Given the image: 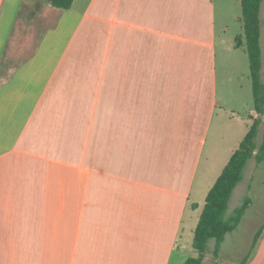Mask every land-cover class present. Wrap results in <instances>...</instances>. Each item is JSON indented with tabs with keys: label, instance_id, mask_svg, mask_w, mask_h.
Returning <instances> with one entry per match:
<instances>
[{
	"label": "crops",
	"instance_id": "obj_1",
	"mask_svg": "<svg viewBox=\"0 0 264 264\" xmlns=\"http://www.w3.org/2000/svg\"><path fill=\"white\" fill-rule=\"evenodd\" d=\"M6 3L0 264H171L188 245H181L188 211L201 216L202 196L246 136L209 146L225 107L218 71L225 6L74 0L59 10L24 0L17 9L12 0L4 11ZM208 159L212 167L201 170ZM246 169L232 197L249 190ZM256 233L239 257H224L220 245L209 264H239ZM255 247L246 264H264V233ZM187 259L181 254L178 264Z\"/></svg>",
	"mask_w": 264,
	"mask_h": 264
},
{
	"label": "rangeland",
	"instance_id": "obj_2",
	"mask_svg": "<svg viewBox=\"0 0 264 264\" xmlns=\"http://www.w3.org/2000/svg\"><path fill=\"white\" fill-rule=\"evenodd\" d=\"M23 1L24 0H16L17 9L21 7ZM215 1L219 9L222 6H225L224 10L228 13L222 14L224 11H220V16L221 18L222 16L224 17L225 26L229 28L226 32H224L221 24L219 28V92L221 93L225 107L224 109H219L213 122L211 135L209 137V146L214 143V140L215 144L224 145L226 138H241L243 134L247 135L249 127L253 125L256 120L253 118L255 114L254 99L250 76L249 57L244 33L242 7L237 5V0ZM10 2H12V0H7L4 11L7 9ZM3 16L4 15H2V18ZM236 40H240L239 46H237ZM261 44L263 54L261 81L264 85V0L261 8ZM258 118L259 117H257V119ZM263 134L264 128L262 126L256 138L257 146L262 144ZM210 162L212 161L209 159L208 161H203L201 170L202 168L203 170L207 169L208 165L212 167ZM254 162L255 164L250 163L246 169V176L249 174L252 175V180L249 183V190L242 194V189L240 187L238 191H236L229 203L226 218H231L234 215L235 210L243 205L246 198L253 200V205L248 207L236 231L227 235L224 243L221 244L222 255L224 257L231 256L232 258H237L239 257L240 252L247 251L246 241L253 239L256 231L261 226H264V161L262 163H258L255 160ZM246 180L248 179H245V182ZM206 198L205 196L204 198L202 196V201H200L201 212L204 209L203 203L206 202ZM197 201L199 202V198ZM199 218V211H188L184 222V229L181 234V245H188L185 246L186 248L182 250L180 254L174 255V259L171 264H178L181 254L188 259L199 256V252L195 250L194 247H190L194 240V231L199 223ZM215 246V241H209L208 250L205 253V264H209L208 260H210V257L213 254L212 251L215 250ZM255 249L256 247L252 246V249H250L251 253H248L245 258L253 255L254 251H256ZM250 250L248 249L249 252Z\"/></svg>",
	"mask_w": 264,
	"mask_h": 264
},
{
	"label": "trees",
	"instance_id": "obj_3",
	"mask_svg": "<svg viewBox=\"0 0 264 264\" xmlns=\"http://www.w3.org/2000/svg\"><path fill=\"white\" fill-rule=\"evenodd\" d=\"M74 0H47V5L59 10H69ZM263 0H242L244 33L249 57L250 75L254 98V108L260 118L249 127L239 149L232 155L221 176L207 195L204 209L195 229L193 247L199 252L198 257H191L185 264H203L209 241L216 243L214 253L217 255L220 245L226 236L237 229L241 223L251 199L246 198L242 206L237 208L234 215L227 219L226 215L232 195L242 182L244 171L251 159L258 163L264 161V134L260 146L256 145V138L261 125L264 124V85L261 81L262 45H261V8ZM240 40H237V46ZM264 233L261 227L253 241L255 247ZM248 257L239 264H246Z\"/></svg>",
	"mask_w": 264,
	"mask_h": 264
}]
</instances>
